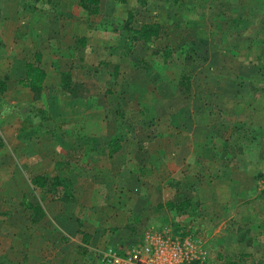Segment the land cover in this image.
I'll return each instance as SVG.
<instances>
[{"label": "rangeland", "instance_id": "374dc122", "mask_svg": "<svg viewBox=\"0 0 264 264\" xmlns=\"http://www.w3.org/2000/svg\"><path fill=\"white\" fill-rule=\"evenodd\" d=\"M118 3L122 2L102 0L101 12L92 17L96 46H112L114 49H97L94 59L80 62L85 66L95 64L94 67L84 68V73L94 75V92L99 98L95 104V117H104L111 123L113 132L126 138L127 148L132 151L128 157H131L133 166L145 162V155L135 154L136 145L144 146L151 136L157 137L154 134L166 137L168 134L184 136V133L188 136L179 141L177 139L175 145L183 147L184 155L189 154L187 143L201 144L203 159L199 160L200 157L197 159L193 155L190 158H196L197 162L205 165L193 163L197 167L193 165L194 168L189 171H174V179L161 169L149 171L148 177L138 178V184L131 182L130 187L128 184L122 187L124 191L120 198L124 197L125 202H116L113 196L115 192L109 190L110 187L96 188L104 199L105 196L107 198L98 204L99 211L95 212L96 215L99 213L100 218L98 221L95 217L96 243L99 246L107 243L118 246L122 240L126 244L122 249L130 248L132 243L142 239L145 232L166 229L176 236L188 235L206 242L218 228V221L221 220L218 215L226 206L224 202L227 203L218 192V166L225 161L233 165L240 162L250 164L251 154L255 153L256 160L261 162L254 165H258L253 169L255 175L252 169L243 174L232 169L234 176L225 181V184L233 180L236 182L232 187L235 199L229 205L232 217L226 220V227L236 234L245 233L248 245L222 251L226 256L221 260L216 257V248L209 252L208 258L206 255V264H264V91H254V88L264 86V0H143V3L135 0L133 8L127 3L121 6ZM23 12L21 6L10 0L0 12L3 17L0 22L22 24L25 18ZM129 12L132 18H128ZM155 23L159 25L160 32L151 43L131 40L134 31ZM19 29L20 32L24 31L22 26ZM12 31L15 32V27L11 28ZM144 63L149 66L148 70L143 68ZM115 64L120 65L121 74L113 77ZM185 77L189 78L187 85L181 84ZM186 87L187 92L184 91ZM57 94L58 98H62L67 92L62 91L61 94L58 91ZM56 109V113H68L69 109L76 111L77 108L64 104ZM59 129L54 136L64 132L61 127ZM190 132H193L192 138L189 137ZM52 139L53 142L44 141L47 145L43 147L54 155L56 161H63V152L68 148L70 139L67 136ZM59 141L62 144L57 143ZM102 141H96L95 145L102 144ZM9 143L12 144L11 141ZM15 145H6L0 151V182L6 181L8 158L16 157L15 165L22 173L26 169L20 160L23 148L28 152L34 150L30 145H20L19 141ZM96 154L95 164H99L80 175L79 182L84 185V179H90V176L96 179L102 175L100 178L104 183L105 170L102 167L106 166L107 169L112 166H108L110 160ZM174 156L179 158L178 154ZM59 167H50L49 172L74 182L77 171L70 165ZM182 172L191 174V179L184 178ZM251 175H254V182L247 180ZM77 180L71 188L75 195L80 187L75 186ZM176 180H179L178 187H174ZM88 189L85 187L84 193ZM51 195L24 184L13 188L0 186V264H102L103 253L99 262L96 258L90 262L87 257L74 260L70 251H64L63 262H55L54 247L51 248L48 242L60 236L52 231L50 220L44 223V229L52 231L46 234L47 244L41 245L39 250V243L35 239L28 256L31 262H14L15 259L21 260L24 254L20 241L22 235H16L19 238L12 246L10 233L6 229L16 228L21 232L29 224L27 214H31V210H26L25 202L42 201L52 215L61 209L67 213L76 212L74 216L80 231L93 227V220L87 212L88 204L79 201L75 204L54 203L50 201ZM187 198L192 201V207L183 211L158 208L159 203L167 200L181 202ZM103 205L121 208L116 215L120 226L109 222L112 216L104 213ZM78 210L82 211L78 213ZM103 218L107 219L104 221ZM31 228L35 235L31 238L38 237L41 227L34 224ZM46 259L50 262H44Z\"/></svg>", "mask_w": 264, "mask_h": 264}, {"label": "crops", "instance_id": "0c3cea01", "mask_svg": "<svg viewBox=\"0 0 264 264\" xmlns=\"http://www.w3.org/2000/svg\"><path fill=\"white\" fill-rule=\"evenodd\" d=\"M14 1L17 5L21 6L25 18L22 20V24L12 23L10 21L0 22V74L4 76L0 78V151L3 150L6 145L14 146L18 141L20 145H26V147L30 145L34 150L28 152L23 148L20 160L22 161L21 165H25L26 169H23L22 173L19 172L15 165L16 157L14 152H12V156L15 157V159H7V164L5 165L6 181L1 180L0 186L7 185L13 188L24 184L27 187L39 189L31 185L30 179L32 176L41 175L54 177L56 175L49 172L50 167L56 169L58 165L60 166L59 168L70 165L71 168H74L78 173L74 178V182L69 180L70 186L72 188L74 185L73 183L78 179L75 186H80L78 189L82 192L79 194L77 189L78 193L76 192L75 195L72 189L71 194L68 197H64V200L57 198L62 194L56 195V193L52 194L53 192L46 193L49 195L52 194L50 196V201L54 203L75 204L79 201L82 204H88L87 212H89V218L93 220V227H87L86 231H84V229L80 231L79 223L74 216L76 212L67 213L61 209L59 212L56 211L52 215L45 209V205L42 201L38 200L34 203L25 202L24 205L26 204L27 211H30L28 209L29 204L38 203L43 212L42 215L37 218L38 220L34 222H32V220L35 219L33 212L31 211L32 215L28 213L27 219L30 222L26 227L22 228L21 232L16 230V228L6 229L7 233H10L11 241H8H10L12 246L16 244L18 240V236L16 235H22L20 236L22 238L20 241L24 254L21 260L15 259L14 262H31L28 258V256H30V245L37 239L40 250L41 245H45L48 242L46 241V234L52 231L56 236H60V238L57 239V237H55L54 241L48 242L51 248L54 247L55 262H63L64 251H70V253L74 255L73 259L76 261L78 260L77 257H87L90 262L95 258L96 261L99 262L103 252L110 249L118 250L120 247L121 249L119 251L125 250L126 248L122 249V247L126 244L121 240L120 244H118V248V246L111 245L110 243L105 244V246H99L96 243L97 223L95 217H97L98 221H100V218L99 213L96 215L95 212L99 211L97 207L99 206L98 204H102L101 202L107 199L106 196L104 199L96 188L110 187L109 190L115 192L114 195L112 193V195L116 197L115 201L125 202L127 200L123 199L124 197L120 198V195L121 193L123 195L124 189L122 190V187H127L126 184H128L129 187L132 184L131 182L138 184V178L144 176V179L145 176L148 177L147 174L149 171L155 172V170L159 169L163 170L162 172L166 171L165 174L174 179L176 175L174 171H189L190 168L193 167V163L204 166V163L196 161V158L198 159L199 157V160L203 159L202 156L204 151L201 149V144L189 142L187 143L189 154L185 153L182 155L184 152L183 147L176 146L175 143L177 139L179 141L183 137L188 136L185 133L184 136L182 134L180 136L177 134H168L166 137L154 134V136L157 137L154 138L151 136L150 139L146 140L147 143L144 144V146L143 144L136 145V149L134 150L135 154L145 155V162H139L137 165L133 166L131 157H128L132 151L127 148L126 138L116 131L113 132L111 130V123L104 117H95V104L97 99V101H99V98L96 97L94 92V75L93 72L91 73L93 76H89L88 72L84 73L85 67H94L93 65L95 64H87V66L80 64L82 60L92 59L93 56H96L97 49H114L112 46H96V42H94L96 37L95 34H93L95 26H93L94 18L92 17L99 15L101 12L102 0H98L99 13L97 15L88 14L87 11L80 6V0ZM134 1L135 0H120L122 3H118V5L121 6V4L127 3L133 8ZM9 2L10 0H0V12ZM43 5H47V7L45 6L44 8ZM26 11L29 15L28 18H26ZM2 18V14L0 13V20ZM4 19L8 18L5 17ZM20 26L24 28V31L20 32ZM14 27L15 32H11V28ZM28 64L38 66L45 73L42 89L40 91L31 90L21 83V80L25 77ZM120 70V65L115 64L112 76H120ZM58 91L61 94L62 91L64 93L67 92V94L62 98H58ZM108 93H110V90H108ZM64 104L66 107L72 108L74 106L77 109L76 111L69 109L68 113L65 111L56 113V107H62ZM52 107L54 108L53 111L51 110ZM58 127H61L65 133L61 131L59 136H54L56 130L60 131ZM191 133L193 132L188 133L190 138L193 137ZM66 136L67 139L70 140L68 142V148L63 152L65 159L63 161H56L54 155L43 146L47 145L45 142H53L54 139L52 138H65ZM16 139L17 141H15ZM99 140H103V143L95 145L96 141L99 142ZM110 140H116L120 146L119 150L111 155L109 153ZM10 141L12 144L9 143ZM57 143L62 144L61 141ZM17 146L18 145H15V147ZM15 147L13 149H15ZM16 151L19 152V148H16ZM96 153L101 155L105 160H110L108 166L110 164L112 166L107 169L106 166L102 167V170H105L103 173V178L106 179L104 183L101 181L102 178L100 177L102 175H100V177H95L96 179H93L94 176H90V179L85 178L84 182L86 183L84 185L82 182H79L80 175H83L84 171L89 172L95 165L99 164H95L97 160ZM177 154L179 158L174 156ZM89 155L93 156L89 158ZM191 155L196 158H190ZM240 159L245 161L244 158ZM255 160L256 154L252 153L250 161L252 166H250V164H245V162H240L239 164L235 163V165H233L226 161L218 166V188H220L218 192H220L219 196H221V199L227 201V203L224 202L226 206H222L223 208L221 207L222 211L220 215H218V218L221 219L218 221V228L214 231L213 236L210 235V237H208L206 241L207 244L205 242L207 258L209 257V252L216 248H218L216 257L221 260L226 256V254H222V251L227 252L231 248L237 249L239 248L238 246L244 244L248 245L247 237L244 236L243 242H240L238 241L239 234L232 232V230L230 231L228 227H226V220L229 221L232 217L229 205L235 199L232 187L236 182L233 180L225 184V181H229V178L232 179L234 176L232 174V169L237 172L239 170L238 174L256 169L258 165L254 166L255 163L260 164L261 162L259 163L258 160ZM194 167L197 166L194 165ZM99 168L101 169V167ZM169 171H171V173H168ZM252 173L255 175L254 170ZM182 175L184 178L191 179V174L187 172H182ZM254 175H251V178L249 177L247 180L252 179L254 182ZM23 177L25 182L23 181ZM179 180L175 181L174 187L179 186ZM197 181L196 179V182ZM82 185H84V191L85 187L89 188L85 193L82 189ZM198 186L200 187L199 184ZM223 187L225 189H223ZM118 191L120 192L118 193ZM223 191H225V193H223ZM140 195L144 194L140 193ZM225 196L230 197L224 198ZM187 200H189L190 203L188 208L192 207L190 198H187ZM102 209L104 213L112 216L109 220L110 223L120 226L118 220H116L118 217L116 215H118V211L121 210L119 206L108 207L103 205ZM161 209H163V207ZM80 211L82 210H78V213ZM93 213L95 215H93ZM13 217L12 214V219ZM106 219L107 218H103L104 221ZM49 220L51 224H53L51 226L52 231L44 229L46 226L44 223L49 222ZM34 224L41 228L39 229L38 237L31 238V236H35L32 234L34 229L31 228ZM245 231L248 233L247 229ZM40 235L43 237L39 238ZM231 245L232 247H230ZM39 254L41 256V252H39ZM229 258L231 259V257ZM44 262L50 261L46 259ZM206 263L207 259L202 264Z\"/></svg>", "mask_w": 264, "mask_h": 264}, {"label": "built area", "instance_id": "2783aa9c", "mask_svg": "<svg viewBox=\"0 0 264 264\" xmlns=\"http://www.w3.org/2000/svg\"><path fill=\"white\" fill-rule=\"evenodd\" d=\"M205 241L176 236L169 230L147 231L142 239L123 251L103 252L102 264H202Z\"/></svg>", "mask_w": 264, "mask_h": 264}, {"label": "trees", "instance_id": "16d2710c", "mask_svg": "<svg viewBox=\"0 0 264 264\" xmlns=\"http://www.w3.org/2000/svg\"><path fill=\"white\" fill-rule=\"evenodd\" d=\"M140 3H143V0H139ZM80 6L84 8L88 14L90 15H97L99 13V1L98 0H80ZM128 18H132V14L129 12ZM160 32L159 25L155 24H148L147 26L142 27L139 30L134 31V35L131 37L132 41L141 40L143 44L151 43L153 40L158 38ZM139 64V63H138ZM141 66V64H139ZM143 68L148 70L149 66L147 64H142ZM45 78L44 71L39 68L38 66H34L28 64L26 67V74L25 77L21 80L22 85L25 87L30 88L34 91H40L42 89V83ZM184 80L181 81V84L186 83L189 81V78L185 77ZM185 85V86H186ZM187 92V87L184 90ZM254 91H264V86L259 88H254ZM110 155L119 150L120 146L116 140H110ZM30 183L32 186L39 188L44 192H53L62 194L58 196V199L64 200V197H68L71 194V186L70 181L62 176H54V177H47L36 175L32 176L30 179ZM60 189V190H59ZM189 200L185 199L181 202H176L173 200H167L164 204H159L158 207L165 208L170 211L179 212L187 209L189 207ZM29 209L33 212L35 219L32 222L37 221L40 215H42V209L38 203L29 204ZM245 233L239 234L238 241L243 242ZM234 264V263H230Z\"/></svg>", "mask_w": 264, "mask_h": 264}]
</instances>
